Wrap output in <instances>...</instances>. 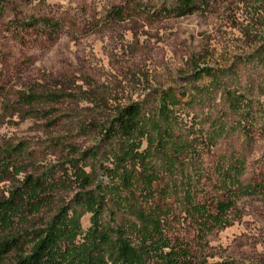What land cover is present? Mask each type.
<instances>
[{"label":"rangeland","instance_id":"1","mask_svg":"<svg viewBox=\"0 0 264 264\" xmlns=\"http://www.w3.org/2000/svg\"><path fill=\"white\" fill-rule=\"evenodd\" d=\"M197 4L191 14L172 16L159 12L175 0L5 1L0 16V197L27 175L48 187L40 210L29 213L25 207L14 219L13 231L26 242V251L35 232L67 207L78 228L64 264H84L83 254H95L87 245L93 227L112 241L123 232L137 255L142 212L159 213L170 244L187 249V264L229 259L264 264V192L245 190L264 184V0ZM135 5L142 15L132 12ZM114 6L125 7L123 20L107 19ZM30 17L51 18L61 28L50 35L45 26L16 23ZM198 69L206 71L197 74ZM165 91L176 100L167 104L170 132L163 136L184 145L174 162H168L172 150L162 145L152 125L161 120L159 98ZM20 92H33L38 101L24 105ZM50 93L63 96L49 101ZM133 102L141 105L148 125L136 143L155 173L149 193L141 184L126 191L115 188L118 179L111 169L119 142L103 136L118 106ZM89 149L95 154L84 158L81 152ZM234 159L242 166V187L230 222L201 238L187 202H205L212 209L214 201L224 199L218 179ZM73 164L89 175L85 188L74 179ZM141 171L136 165L132 172L137 178ZM85 191L99 201L102 195L99 213L85 199L77 202ZM98 248L93 251L112 264L113 248ZM15 256L9 252L0 264H12Z\"/></svg>","mask_w":264,"mask_h":264},{"label":"trees","instance_id":"2","mask_svg":"<svg viewBox=\"0 0 264 264\" xmlns=\"http://www.w3.org/2000/svg\"><path fill=\"white\" fill-rule=\"evenodd\" d=\"M6 0H0V16L3 13ZM200 4L205 5L206 0H175V5L167 8L165 5L161 8L159 13L164 12L166 15L184 16L191 14L199 9ZM141 7L135 5L132 12L142 15L144 12L140 11ZM144 8V7H143ZM148 13V12H147ZM125 17V7L114 6L107 13V19L112 21H120ZM21 27H34L42 25L49 29L50 35H53L61 27L60 23L53 21L47 17H30L23 21H17ZM264 49V42L262 43ZM206 70L198 69L195 72L201 74ZM63 95L49 94V101H56ZM19 101L24 105H31L38 101V95L35 93L20 92L18 95ZM176 100L175 95L171 91H165L159 98V115L152 122L154 129L158 136L162 135L163 144L171 148L167 156L168 162H174L176 154L182 152L183 144L177 143L174 139L164 138L163 133L169 135V110L168 103H173ZM141 105L138 102H133L118 106L108 123L104 126L103 136L109 141L114 138L119 142L120 151L116 153L113 168L111 169L112 177L118 179L115 188L126 191L131 189L134 184H141L143 192L149 193L151 190V183L155 179V173L151 171L150 165L147 161V152H139V143H136V137L148 132V125L143 119ZM162 124V125H161ZM162 126H164L162 128ZM168 140H171L168 143ZM148 142L151 144L153 138H149ZM160 143L162 142L159 141ZM169 144V145H168ZM177 151V153H174ZM94 155L92 149L81 152L84 158L88 155ZM172 154V155H171ZM140 166L142 169L139 177L133 174V168ZM72 175L81 188H85L89 184V175L86 174L77 164L72 165ZM131 166L132 168H127ZM8 167V165H7ZM241 163L234 159L232 166L227 169L221 178L218 179V184L222 185L224 190V199H217L214 201L215 205L212 209L208 203H192L188 200V213L194 219L197 225L198 235L203 238L208 231L215 226H225L230 222L231 209L235 208V196L240 192L242 185L238 180ZM0 171V179L2 178ZM66 173V172H65ZM47 185L39 177H32L27 175L19 186H15L5 196L0 197V262L11 251H15V259L12 264H64L63 257L67 254L73 244V239L76 236L78 223L72 219L69 214V209L63 207L58 211L52 219L45 223L42 229L35 232L34 243L29 250L26 251V242L22 240L17 233L13 231V223L16 217L22 216V210L27 207L29 213H34L40 210L45 204ZM244 189V188H243ZM261 190L264 192V184H249L245 190L255 191ZM100 201L96 199V195L91 191H85L83 198H77V202L82 204V200H86L90 209L97 214L101 208V194L99 193ZM189 196V195H187ZM191 202V203H190ZM157 210V209H156ZM159 215V213H158ZM156 212L140 213L139 227L136 228L137 236L139 237L138 249L139 253L136 255L132 243L124 236V233L119 231L115 240L102 231H98L96 227L92 228L89 234L88 244L90 251L82 255V262L84 264H106L105 257L99 251H93V248L100 250L103 245L113 248L114 256L111 259L112 264H187L189 253L186 248H175L170 244V240L162 233L160 226V219ZM137 225V224H136ZM137 227V226H136ZM72 252V251H71ZM73 253V252H72ZM136 258H139L135 260ZM76 259V258H75ZM213 264H236L234 260L222 261Z\"/></svg>","mask_w":264,"mask_h":264}]
</instances>
